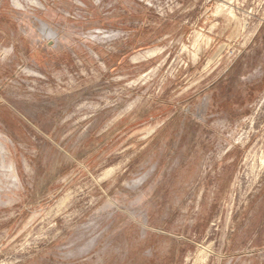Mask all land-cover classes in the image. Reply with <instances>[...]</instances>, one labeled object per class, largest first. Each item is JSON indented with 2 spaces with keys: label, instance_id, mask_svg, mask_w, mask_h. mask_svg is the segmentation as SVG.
Masks as SVG:
<instances>
[{
  "label": "rangeland",
  "instance_id": "1",
  "mask_svg": "<svg viewBox=\"0 0 264 264\" xmlns=\"http://www.w3.org/2000/svg\"><path fill=\"white\" fill-rule=\"evenodd\" d=\"M0 264H264V0H0Z\"/></svg>",
  "mask_w": 264,
  "mask_h": 264
}]
</instances>
